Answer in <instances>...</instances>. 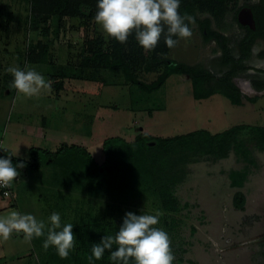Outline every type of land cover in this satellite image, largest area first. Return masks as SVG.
Masks as SVG:
<instances>
[{
	"label": "rangeland",
	"instance_id": "obj_1",
	"mask_svg": "<svg viewBox=\"0 0 264 264\" xmlns=\"http://www.w3.org/2000/svg\"><path fill=\"white\" fill-rule=\"evenodd\" d=\"M48 1L34 2L37 10L32 16L31 0H0V141L12 147L17 158L30 160L34 147L54 152L67 145L86 148L101 163L103 142L110 137L134 142L141 134L174 137L202 129L215 135L239 125L264 127L260 46L255 44L247 60L249 68L231 77L240 91L234 94L241 99L240 104H233L221 93L227 90L222 79L228 71L220 65L221 49L215 40L204 39L198 22L209 17L213 30L236 40L241 37L237 11L257 0H230L226 12L217 18L207 11L197 12L192 16L191 38H176L177 46L162 54L171 63L183 62L213 75L199 87L217 92L199 99L193 95L189 75L172 74L160 88L145 90L126 80L122 70L86 60L85 56L101 48L114 49L117 41L87 17H65L57 28V18L45 5ZM230 47L239 57L234 43ZM157 53L156 48L145 51L135 44L132 35L122 46L130 71L145 83L154 82L164 71V64L146 68ZM39 55L45 62L28 60ZM9 67L36 70L53 81L52 92L42 91L31 98L19 94L10 87L14 77L7 72ZM54 84L62 89L56 91ZM248 135L246 129L220 142L197 140L162 152L165 159H185L176 167L185 171L175 185L177 209L161 207L157 187L122 188L108 182L88 189L62 178L53 164L38 171L18 169L12 200L18 201L23 214L45 224L53 212L60 214L62 225L72 223L75 252L83 242L77 230L81 219L110 225L115 235L126 212L159 211L157 227L171 239L173 264H264V147L260 145L264 133L258 141ZM258 199L262 204L257 206ZM46 235L45 231V236L32 239L30 264H63L54 247L43 249Z\"/></svg>",
	"mask_w": 264,
	"mask_h": 264
},
{
	"label": "trees",
	"instance_id": "obj_2",
	"mask_svg": "<svg viewBox=\"0 0 264 264\" xmlns=\"http://www.w3.org/2000/svg\"><path fill=\"white\" fill-rule=\"evenodd\" d=\"M31 0L33 7L31 15H35L37 8ZM230 0H180L181 15L187 13L194 16L197 12L207 11L214 18L222 16L226 12L227 3ZM49 7L50 13L57 18V28L61 20L65 17H79L94 19L97 12L98 0H50L45 4ZM201 29L204 31V39L206 41L215 40L219 45L222 55L220 65L227 67L226 76L222 79L227 90L221 93L226 95L233 104H240L241 99L235 93L240 92L231 83V77L240 71L247 70V60L251 57L252 46L258 36V31L247 28L248 35L238 37L231 40L219 31L211 28V19L206 17L198 20ZM191 28V24H189ZM165 31L167 29L165 28ZM135 44V34H132ZM174 39L178 37H173ZM241 49V55L235 57L233 55L230 44ZM124 44V43H123ZM122 43L117 41L114 49L101 48L94 51L90 57L85 56L86 60L101 62L107 68L120 69L124 73L126 80L131 81L145 90H154L160 88L166 79L175 73L189 75L194 85L193 95L199 99L209 97L216 93L213 89H207L203 86L204 82L210 81L213 75L204 74L193 66H189L183 62H169L163 58L162 54L168 53L170 48L165 44L162 36L156 51L158 52L153 61L146 64V68L150 69L151 64H164V71L152 83L141 82L130 71L129 64L122 57ZM31 62H45V57L39 55L36 58H29ZM55 87V84H54ZM57 87V86H56ZM59 91L61 87H57ZM62 89V88H61ZM249 129L248 138L250 140H262L264 127L239 125L221 133L212 135L206 130H194L187 134L176 135L174 137H159L148 134L139 135L134 142H128L121 137H110L103 142L104 160L101 163L92 156V154L84 147L63 145L58 150L50 152L40 148L30 149V160H23L13 156L12 153L5 149H0V158L12 156L13 165L23 162L26 166L23 169L30 171H38L45 165L53 164L59 167L62 178L75 185L93 189L104 183H115L122 188L135 187L144 189H155L156 197L163 209H177L179 201L175 197V185L181 180L185 171L176 170L177 164L185 159L162 158L163 151L172 145H190L194 141L204 139H216L218 142L228 139V137L238 134L240 131ZM264 147V143L260 144ZM162 154V155H161ZM103 169V172L101 171ZM78 236L82 240L81 249L78 252L71 251L67 259H61L58 255V262L63 264H89L87 257L91 255V249L94 243H99L104 235H113L110 233L111 226H101L98 223H90V221L81 219ZM114 236V235H113ZM116 246H113L115 250ZM80 252V253H79ZM109 251H105L102 259L93 260V264H113L109 259ZM61 264V263H60ZM130 264H134L130 261Z\"/></svg>",
	"mask_w": 264,
	"mask_h": 264
},
{
	"label": "clouds",
	"instance_id": "obj_3",
	"mask_svg": "<svg viewBox=\"0 0 264 264\" xmlns=\"http://www.w3.org/2000/svg\"><path fill=\"white\" fill-rule=\"evenodd\" d=\"M97 9L94 20L107 36L123 44L134 33L145 51L154 50L162 36L168 48L176 47L179 40L173 37L190 39L189 24L195 23V18L189 14L181 15L180 0H98ZM7 72L14 77L10 87L25 97L38 96L42 91L50 94L53 90V81L34 69L9 67ZM11 157L0 158V188H11L20 176L18 169L26 166L23 162L14 166ZM161 215L159 211L139 215L126 212L114 236L104 235L99 243L93 244L91 255L87 257L89 264H93L94 259H102L106 250L113 264H130V261L134 264H173L171 239L163 228L157 227ZM73 227L72 223L62 225L57 212L50 215L49 224L15 210L0 216V238L6 241L13 233H22L30 242L45 236L46 231L43 249L54 247L61 259H67L76 247Z\"/></svg>",
	"mask_w": 264,
	"mask_h": 264
},
{
	"label": "crops",
	"instance_id": "obj_4",
	"mask_svg": "<svg viewBox=\"0 0 264 264\" xmlns=\"http://www.w3.org/2000/svg\"><path fill=\"white\" fill-rule=\"evenodd\" d=\"M0 147L12 153L13 156L17 157V155H14V150L12 149V147L8 148L2 145L1 141H0ZM13 198L0 199V216H5L10 211L13 210L23 214L20 205L18 204V201L16 199L12 200ZM239 200L240 201L238 200L237 201L239 205H241L242 197ZM256 202H257V206L262 204L260 199H258ZM245 203L246 202H244V204ZM33 250H34V246L32 240L30 242L27 241L22 233L20 234L13 233L11 238L6 241L0 238V264H30V260L32 259L34 254Z\"/></svg>",
	"mask_w": 264,
	"mask_h": 264
},
{
	"label": "flooded vegetation",
	"instance_id": "obj_5",
	"mask_svg": "<svg viewBox=\"0 0 264 264\" xmlns=\"http://www.w3.org/2000/svg\"><path fill=\"white\" fill-rule=\"evenodd\" d=\"M244 7H249L252 9L253 16L255 19V28H252L249 25H243L240 23L239 18H243L246 15V12L242 10ZM246 17V16H245ZM243 20H245L243 18ZM236 23L238 24L239 27H241L240 36L243 37L245 35H248L247 28H251L253 30L258 31V36L252 46L251 53L253 51V48L255 44H258L260 46V49L258 50L257 55L259 57H264V0H257L254 2H246L236 13V18H235ZM238 48V46H236ZM239 51V56L241 55V49L238 48ZM252 56V55H251ZM251 58V57H250ZM249 58V59H250Z\"/></svg>",
	"mask_w": 264,
	"mask_h": 264
},
{
	"label": "water",
	"instance_id": "obj_6",
	"mask_svg": "<svg viewBox=\"0 0 264 264\" xmlns=\"http://www.w3.org/2000/svg\"><path fill=\"white\" fill-rule=\"evenodd\" d=\"M242 10L244 11V13L246 12V15H245L246 17L245 16L243 17L245 20H243V18H239L240 23L243 25H249L252 28H255V19L253 16L252 9L249 7H244Z\"/></svg>",
	"mask_w": 264,
	"mask_h": 264
},
{
	"label": "built area",
	"instance_id": "obj_7",
	"mask_svg": "<svg viewBox=\"0 0 264 264\" xmlns=\"http://www.w3.org/2000/svg\"><path fill=\"white\" fill-rule=\"evenodd\" d=\"M1 149V147H0ZM14 196V187L0 188V199H11Z\"/></svg>",
	"mask_w": 264,
	"mask_h": 264
}]
</instances>
